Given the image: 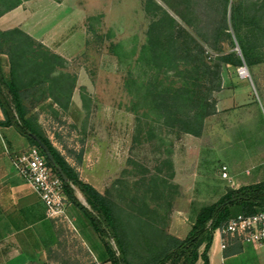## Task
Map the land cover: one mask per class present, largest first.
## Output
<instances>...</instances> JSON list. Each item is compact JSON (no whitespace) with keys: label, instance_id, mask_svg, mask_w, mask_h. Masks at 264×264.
<instances>
[{"label":"rangeland","instance_id":"obj_1","mask_svg":"<svg viewBox=\"0 0 264 264\" xmlns=\"http://www.w3.org/2000/svg\"><path fill=\"white\" fill-rule=\"evenodd\" d=\"M22 1L31 8L26 33L47 42L41 43L54 56L41 53L45 83L34 92L26 90L36 70L17 72L23 104L79 177L112 200L131 262L140 260L145 241L158 245L164 233L183 237L194 209L216 201L226 188L264 179V44L251 49L258 62L246 66L247 76L230 65L221 69L216 111L204 119L203 133L176 135L162 124L150 93L174 78L152 45L171 20L192 29L168 0ZM242 2L264 28V0ZM188 4L186 19L198 25V8ZM43 19L53 20L40 28ZM226 20L234 43L222 46L239 53L229 4ZM88 230L96 240L90 225Z\"/></svg>","mask_w":264,"mask_h":264},{"label":"trees","instance_id":"obj_2","mask_svg":"<svg viewBox=\"0 0 264 264\" xmlns=\"http://www.w3.org/2000/svg\"><path fill=\"white\" fill-rule=\"evenodd\" d=\"M19 3L20 0H0V15ZM188 3L198 8L194 11L198 25L190 24L186 19ZM167 4L192 29L189 31L171 20L167 34L152 45L159 65L174 71L175 79L167 87L154 85L150 93L164 126L176 135L199 137L204 130V119L216 111L213 93L221 88V69L225 65L249 67L258 62L252 57L251 49L264 44V28L257 12L253 10L251 13L250 6L242 10V0H168ZM228 4L230 28L239 53L224 50L222 46L226 40L231 47L234 43L226 31ZM43 52L50 54L41 42L19 27L0 30V110L3 115L0 126L14 127L44 155L47 165L60 178L67 201L78 208L99 237L110 264H194L198 258L201 264H208L206 252L213 231L230 217L252 214L264 208V179L237 188H226L216 201L194 209L190 227L183 237L164 233L158 245L145 241L140 260L131 262L127 258L125 233L112 200L79 177L23 104L26 91L34 92L45 83L46 76H40L42 65L38 63ZM3 54L6 56V68L1 63ZM24 66L37 72L26 91L19 88L16 80L17 72ZM31 134L45 145L52 162L47 160ZM76 159L80 161V155ZM57 166L66 176V181L57 173ZM75 191L86 205L79 201ZM108 237L112 238L115 248ZM200 246H203L201 251Z\"/></svg>","mask_w":264,"mask_h":264},{"label":"crops","instance_id":"obj_3","mask_svg":"<svg viewBox=\"0 0 264 264\" xmlns=\"http://www.w3.org/2000/svg\"><path fill=\"white\" fill-rule=\"evenodd\" d=\"M30 13L31 8L22 1L0 15V30L19 26L26 32ZM52 20L43 19L39 27H46ZM51 27L56 28L57 23ZM1 63L6 68L4 55H1ZM0 119H3L1 110ZM29 147L28 140L14 127L0 126V264H110L99 237L96 234L94 240L91 236L90 224L80 218L82 213L77 207L67 201L65 214L69 222L62 216H48L42 200L16 171L12 159ZM79 201L86 205L84 199ZM69 216L77 220L78 227ZM220 239V234L214 230L206 252L208 264H264L263 247L224 236L225 246L221 248ZM202 248L200 246L199 251ZM201 262L198 258L194 264Z\"/></svg>","mask_w":264,"mask_h":264},{"label":"built area","instance_id":"obj_4","mask_svg":"<svg viewBox=\"0 0 264 264\" xmlns=\"http://www.w3.org/2000/svg\"><path fill=\"white\" fill-rule=\"evenodd\" d=\"M240 76H247L246 66L237 68ZM16 171L24 178L31 189L42 200L48 216L65 214L67 199L63 193L62 182L47 165L46 159L37 147L31 146L12 159ZM225 175V173H223ZM221 236L220 247L224 248V236L237 238L241 243L264 247V208L248 215L238 214L227 219L215 229Z\"/></svg>","mask_w":264,"mask_h":264},{"label":"water","instance_id":"obj_5","mask_svg":"<svg viewBox=\"0 0 264 264\" xmlns=\"http://www.w3.org/2000/svg\"><path fill=\"white\" fill-rule=\"evenodd\" d=\"M31 137L36 141L37 145L40 147V149L43 151V153L45 154L46 158L48 161L52 162V156L51 154L48 152L47 148L45 147V145L38 140L34 135L31 134ZM57 173L60 175V177L62 178L63 181H66V176L63 174V172L61 171L60 167H55Z\"/></svg>","mask_w":264,"mask_h":264}]
</instances>
